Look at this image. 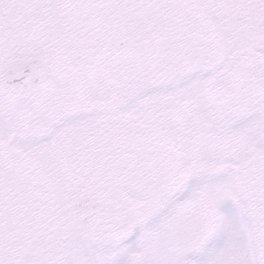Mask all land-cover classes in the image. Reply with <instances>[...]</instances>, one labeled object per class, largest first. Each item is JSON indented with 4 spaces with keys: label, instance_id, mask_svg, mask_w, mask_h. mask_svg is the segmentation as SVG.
<instances>
[{
    "label": "snow or ice",
    "instance_id": "1",
    "mask_svg": "<svg viewBox=\"0 0 264 264\" xmlns=\"http://www.w3.org/2000/svg\"><path fill=\"white\" fill-rule=\"evenodd\" d=\"M0 264H264V0H0Z\"/></svg>",
    "mask_w": 264,
    "mask_h": 264
}]
</instances>
